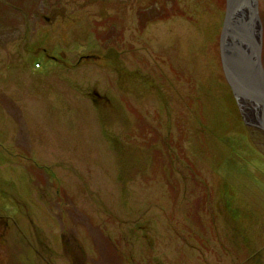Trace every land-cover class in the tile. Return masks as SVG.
Here are the masks:
<instances>
[{"label": "rangeland", "instance_id": "374dc122", "mask_svg": "<svg viewBox=\"0 0 264 264\" xmlns=\"http://www.w3.org/2000/svg\"><path fill=\"white\" fill-rule=\"evenodd\" d=\"M224 9L0 0V217L20 231L0 264H264V139L222 75Z\"/></svg>", "mask_w": 264, "mask_h": 264}, {"label": "water", "instance_id": "95a60500", "mask_svg": "<svg viewBox=\"0 0 264 264\" xmlns=\"http://www.w3.org/2000/svg\"><path fill=\"white\" fill-rule=\"evenodd\" d=\"M218 52L223 78L243 124L264 135V66L258 0H225Z\"/></svg>", "mask_w": 264, "mask_h": 264}, {"label": "flooded vegetation", "instance_id": "af4514ba", "mask_svg": "<svg viewBox=\"0 0 264 264\" xmlns=\"http://www.w3.org/2000/svg\"><path fill=\"white\" fill-rule=\"evenodd\" d=\"M53 14L51 16V19H53ZM44 19L47 21V19H50V18H44ZM39 68H40V65H39ZM1 216L2 217H0V246L4 249L6 247V245L8 244L7 238H11L12 236H15V235L18 236L20 234V231H19V228H18L19 225L17 223H15V222H14L15 224L13 226H11L8 223L7 224L2 223L3 218L6 221V218H8V217L7 216H4V215H1ZM16 220H17V218H16ZM9 228L13 229L14 232H11L12 230L9 229ZM12 233H13V235H12ZM14 244L16 245V243H14Z\"/></svg>", "mask_w": 264, "mask_h": 264}, {"label": "trees", "instance_id": "16d2710c", "mask_svg": "<svg viewBox=\"0 0 264 264\" xmlns=\"http://www.w3.org/2000/svg\"><path fill=\"white\" fill-rule=\"evenodd\" d=\"M233 102H234V100H233ZM249 131H250L251 135L253 136L254 140H255V138H263L264 139V135L261 132L254 130V129H249ZM255 142H256V140H255Z\"/></svg>", "mask_w": 264, "mask_h": 264}]
</instances>
